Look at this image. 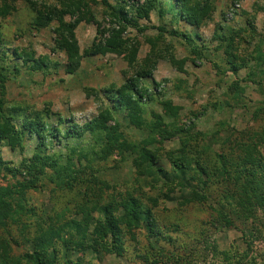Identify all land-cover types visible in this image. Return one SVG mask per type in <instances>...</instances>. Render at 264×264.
I'll use <instances>...</instances> for the list:
<instances>
[{"label": "rangeland", "instance_id": "1", "mask_svg": "<svg viewBox=\"0 0 264 264\" xmlns=\"http://www.w3.org/2000/svg\"><path fill=\"white\" fill-rule=\"evenodd\" d=\"M84 1L98 25L87 21L77 24L75 34L80 52L101 34L107 36V31L115 28L113 10L117 8H123L129 20L124 33L127 45L119 54L83 57L71 75L65 74L66 57L55 46L56 22L39 30L33 28L35 11L23 0L16 3L15 11L0 18V85L5 86L4 107L11 112L8 114L16 107L28 111L48 110L49 122L59 134L47 136L41 149L37 147L36 136L27 133L22 135V150H11L0 142V157L21 169L23 159L29 161L35 153L58 156L61 163L69 156L73 168L79 172L78 180L71 187L63 181V189L55 188L45 178L40 179L35 189L26 191L25 202L35 208L37 215L55 217L69 208L73 209L70 216L80 218L76 216L78 204L96 200L102 204H118L129 192L145 207L152 208L159 224L166 228H163L165 237L152 244L156 251L149 247L146 233L142 231L135 240L125 236L122 258L87 251L79 264H264L263 215H258L253 226L255 231L249 233L239 223H235L238 227L230 222L211 225L218 217L206 207L192 205L178 212L177 203L186 193L170 190L167 198H158L152 184L159 187L161 182L155 183L153 171L138 173L133 163L138 151L132 152L127 147L130 144L140 148L148 141L147 148L158 157L159 167L170 171L167 156L179 157L181 146L178 137L162 141L160 129L170 130L175 124L191 128V134H207L198 138L200 141L193 144L194 148L186 150L194 159L198 157L196 151L204 146L208 149L200 154L214 155L222 153L228 144L264 134V0H210V11L197 27L180 18L173 0H150L154 8L147 18L136 12L149 0ZM34 2L39 6L54 5L56 1ZM64 20L75 18L66 16ZM169 32L186 34L190 42ZM230 38V48H226ZM131 47L137 49L134 66L127 63ZM192 47L198 49L200 57L193 55ZM14 50L47 57L52 65L42 71H32L13 57ZM226 51L235 58L237 74L232 73L225 61ZM258 53L262 61L257 59ZM171 56L186 61L177 69L168 61ZM143 69L150 77L138 80V86L146 91L139 100L148 126L137 129L129 123L127 112L106 91L119 88ZM233 84L238 87L233 88ZM136 98L139 97L136 95ZM163 100H170L177 107L176 120L164 115L160 106ZM103 109L112 114L111 120L103 121L105 126L118 125L124 136L125 143L114 151L100 139L101 133L90 131L89 126L102 122L97 114ZM19 113L18 117L22 118V111ZM21 122V119L14 120L18 128ZM71 126H75L73 134L67 133ZM46 174L53 177L51 171ZM69 175L68 181H71L72 175ZM22 179L18 176L16 181ZM13 183L15 180L10 176L0 177V186ZM151 199L157 200L155 207H151ZM212 203L217 209L216 203ZM116 214H122L120 207ZM93 216L98 219L100 215L94 212ZM170 223L174 226L167 229ZM158 250L161 255L156 259Z\"/></svg>", "mask_w": 264, "mask_h": 264}, {"label": "trees", "instance_id": "2", "mask_svg": "<svg viewBox=\"0 0 264 264\" xmlns=\"http://www.w3.org/2000/svg\"><path fill=\"white\" fill-rule=\"evenodd\" d=\"M18 1L0 0V18H5L15 11ZM23 1L35 11L33 28L39 30L52 22L57 23L58 26L54 29L56 35L54 42L56 49L63 52L66 57L64 72L67 75L76 71L83 57L119 54L126 49L127 40L124 38V33L129 20L123 13V8L113 10L115 28L108 30L107 36L101 34L98 40L94 39L91 46L81 53L75 34L77 24L83 21L97 24L84 0H55L54 5L40 4L39 6L34 2L35 0ZM173 1L178 7L180 18L191 26H199L210 11V0ZM153 3L149 0L147 4L139 6L137 15L147 18L154 8ZM66 16L74 17L75 20L66 22L64 20ZM169 35L181 37L190 42L186 34L169 32ZM231 41L230 38L226 48H230ZM130 49L127 54V63L134 66L137 49L135 47ZM192 53L196 57L201 55L194 47H192ZM12 55L20 60L21 65L29 67L32 71H42L52 65L47 57H35L29 52L14 50ZM225 57L229 69L233 74H237L234 56L226 51ZM257 59L262 61L263 57L258 53ZM168 61L180 69V65L186 60L178 61L171 56ZM136 73L135 78L125 81L119 88H110L106 92H110L117 106L127 112L129 123L137 129H142L148 125L143 118L139 99L145 95L146 91L138 86V80L142 77H150V73L144 69ZM237 87L233 84V88ZM4 96L5 86L1 84L0 142L11 150L23 149L22 135L24 133L36 136L38 149L45 147L47 136L59 135L57 129H53L49 122L50 111H28L27 108L16 107L11 108L13 115L8 114L11 112L4 107ZM160 106L166 117L173 120L178 118V109L170 100L161 101ZM21 111L23 115L19 118ZM97 117L102 122L89 126L90 131L97 130L101 133L103 136L100 135V139L105 141L104 143L111 151L121 148L125 140L119 131V126L115 124L112 128H108L103 122L112 119L111 112L108 109L100 110ZM15 118L21 119L20 128L15 125ZM61 120L58 116V121ZM170 127V130H159L162 141L167 137V139L178 137L181 146L179 157L167 156L170 171L159 167L158 157L147 148L148 141L143 142L140 148L127 144L132 152L138 151L137 158L133 162L138 173L144 175L154 172L155 183H161L159 187H155V184L152 186L157 189L160 199L167 198L170 190L186 193L177 203L178 212L185 211L186 207L192 205L206 207L210 213L215 212L218 217L211 225L216 226L217 223L226 225L230 222L238 227L235 223H239L246 226L243 229L247 232L254 233L253 226L258 221V215L264 216V134H255L254 137L252 135L250 139L248 137L243 142L240 140L235 142L236 144H228L222 153L214 155L200 154L208 149L204 146L200 151H196L198 157L194 159L186 150L194 148L193 144L200 141L198 138H204L207 134L198 132L191 134L189 130L191 128L184 129L175 124ZM73 131L75 126H71L67 133ZM23 169L25 175H23ZM47 171H51L53 177L49 178ZM69 174L72 175L71 181H68ZM78 174L69 156L64 163H61L58 156L35 153L29 161L23 159L21 169L9 165L0 157V177L10 176L15 180L13 184L0 186V264H79L87 251L95 254L107 253L122 258L126 235L135 240L144 231L151 249L154 248L153 243L165 237L163 228H166L159 224V218L152 208L145 207L141 200L129 192L124 194L125 196L118 204H102L97 200L78 204L75 209L78 212L76 216L80 215V218L70 216L73 209L69 208L60 211L61 213L55 217L37 215L35 208L29 207L25 202L26 191L35 189L40 179L49 180L55 188L71 187V183L78 180ZM18 176L23 177L22 181H16ZM64 180L65 186H63ZM212 201L218 206L217 209L212 205ZM151 203V207H155L157 200L151 199ZM119 207L122 211L120 215L116 214ZM94 212L99 213L98 219L93 216ZM92 225H94L93 228H91ZM171 226L174 224L166 225L167 229ZM175 226L178 229V226ZM157 252L156 259L161 255L159 250Z\"/></svg>", "mask_w": 264, "mask_h": 264}]
</instances>
